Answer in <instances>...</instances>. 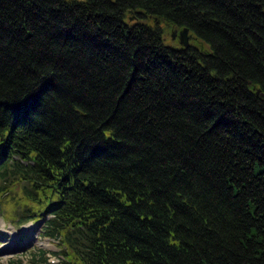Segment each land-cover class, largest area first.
Here are the masks:
<instances>
[{"label":"trees","instance_id":"16d2710c","mask_svg":"<svg viewBox=\"0 0 264 264\" xmlns=\"http://www.w3.org/2000/svg\"><path fill=\"white\" fill-rule=\"evenodd\" d=\"M11 191L62 264H264V0H0Z\"/></svg>","mask_w":264,"mask_h":264},{"label":"rangeland","instance_id":"374dc122","mask_svg":"<svg viewBox=\"0 0 264 264\" xmlns=\"http://www.w3.org/2000/svg\"><path fill=\"white\" fill-rule=\"evenodd\" d=\"M172 29H168L165 37H168V40L175 45L178 44L177 39L169 38ZM192 41L194 42L195 39L191 36L189 42L192 43ZM18 198V191H11L3 198L0 197V264H37L31 262V259L32 252L37 253L39 250L45 252V264H62L61 243L58 244V239L53 241L42 235L46 216L42 219L41 217L45 207L33 205L36 215L32 221H18L17 216L21 211V204L17 203Z\"/></svg>","mask_w":264,"mask_h":264},{"label":"water","instance_id":"95a60500","mask_svg":"<svg viewBox=\"0 0 264 264\" xmlns=\"http://www.w3.org/2000/svg\"><path fill=\"white\" fill-rule=\"evenodd\" d=\"M189 30L186 27H183L180 30H173L171 32V38L175 39L176 37L178 38L179 44L185 48L189 45V38L191 37L190 34H188Z\"/></svg>","mask_w":264,"mask_h":264}]
</instances>
